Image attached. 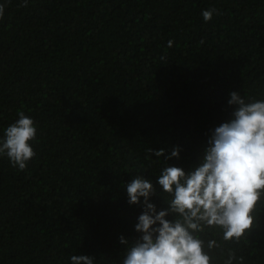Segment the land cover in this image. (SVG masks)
Here are the masks:
<instances>
[{
	"label": "trees",
	"instance_id": "obj_1",
	"mask_svg": "<svg viewBox=\"0 0 264 264\" xmlns=\"http://www.w3.org/2000/svg\"><path fill=\"white\" fill-rule=\"evenodd\" d=\"M20 3L0 0V139L22 110L36 155L24 170L0 156V264H122L143 212L126 185L150 180L167 210L160 172L199 166L229 93L264 101V0ZM253 215L238 243L198 234L219 245L211 264H264V199Z\"/></svg>",
	"mask_w": 264,
	"mask_h": 264
},
{
	"label": "clouds",
	"instance_id": "obj_2",
	"mask_svg": "<svg viewBox=\"0 0 264 264\" xmlns=\"http://www.w3.org/2000/svg\"><path fill=\"white\" fill-rule=\"evenodd\" d=\"M19 6L27 7L28 0H21ZM4 11L0 4V19ZM215 11L203 10L204 21L211 20ZM229 96L227 103L235 110L211 133L199 166L189 173L174 166L160 172L156 182L166 194L167 210L157 212L149 202L156 195L150 180L137 175L126 185L129 205L143 200V212L135 225L140 237L127 248L122 264H211L209 252L219 245L215 239L205 244L198 234L218 229L223 241L238 243L251 231L253 213L264 199V101L246 102L237 92ZM17 117L0 139V156L24 170L36 155L31 144L36 127L24 111H18ZM178 151L174 149L168 158H178ZM154 155L160 157L164 151ZM169 215L174 219H166ZM120 243L129 242L120 237ZM234 259V252H229L225 264H233ZM70 264H94V257L74 255Z\"/></svg>",
	"mask_w": 264,
	"mask_h": 264
}]
</instances>
